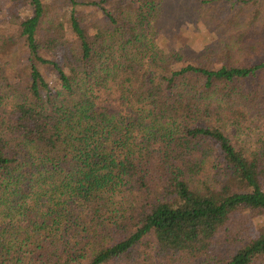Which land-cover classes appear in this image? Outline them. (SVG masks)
I'll return each mask as SVG.
<instances>
[{
    "label": "trees",
    "instance_id": "obj_1",
    "mask_svg": "<svg viewBox=\"0 0 264 264\" xmlns=\"http://www.w3.org/2000/svg\"><path fill=\"white\" fill-rule=\"evenodd\" d=\"M227 1L187 58L164 0H0V264H264V230L216 254L264 216V0Z\"/></svg>",
    "mask_w": 264,
    "mask_h": 264
},
{
    "label": "rangeland",
    "instance_id": "obj_2",
    "mask_svg": "<svg viewBox=\"0 0 264 264\" xmlns=\"http://www.w3.org/2000/svg\"><path fill=\"white\" fill-rule=\"evenodd\" d=\"M201 1L206 0H164V11L160 19L153 23L157 48L166 53L197 58L206 48L219 46L223 41L222 32L228 29L227 19L233 17L243 5L237 3L232 8L233 3L227 0H211L209 4H202ZM45 2L50 7L49 11L60 7V0ZM95 19L102 22L99 18H93ZM255 134L250 140L257 139ZM228 228L229 230L220 233L216 238V254L220 257H227L232 253L240 239H247L250 233L264 230V216L243 214Z\"/></svg>",
    "mask_w": 264,
    "mask_h": 264
}]
</instances>
